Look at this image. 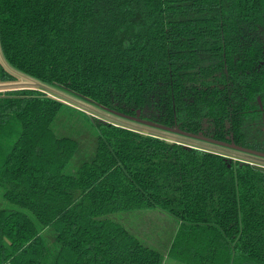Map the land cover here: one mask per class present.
Instances as JSON below:
<instances>
[{"label":"trees","instance_id":"16d2710c","mask_svg":"<svg viewBox=\"0 0 264 264\" xmlns=\"http://www.w3.org/2000/svg\"><path fill=\"white\" fill-rule=\"evenodd\" d=\"M65 121L91 133L71 172ZM260 165L264 0H0V264H264ZM151 208L164 254L125 225Z\"/></svg>","mask_w":264,"mask_h":264},{"label":"rangeland","instance_id":"374dc122","mask_svg":"<svg viewBox=\"0 0 264 264\" xmlns=\"http://www.w3.org/2000/svg\"><path fill=\"white\" fill-rule=\"evenodd\" d=\"M28 83L29 81L23 76L18 75L16 77L15 84H28ZM43 87L52 91L53 94H55L57 97L63 100L69 101L72 104H77L78 106L80 105L82 107H85L86 111L93 110L96 112H101L95 109V107L91 103L86 102L85 99H83L82 97L61 88L58 85L55 84L43 85ZM93 114L98 116L100 115L99 113H95V112ZM140 123L142 124L140 125L144 127L143 131L145 132L147 131V129H149V131L165 133L168 135H172L171 137L175 136L190 142L199 143L204 146H209L215 149L224 150L225 152H230V153H238L239 150L231 145H226L225 143L210 141L207 139H203L199 136L188 135L174 130L166 131L163 128L150 125L149 123H143V122ZM60 127H62V129L64 130V133L66 132L68 134H71L72 136H75L76 139L78 140V152L76 153L74 158L70 160L69 164L65 168L67 171L71 172L77 165V162H79L83 158H87L88 155L90 154V152L88 151V146L91 140V133L85 130L84 126L72 125L67 121H65L64 123L62 122V125ZM0 194H1V189H0ZM7 206L8 205L5 203V201L1 198L0 195V207L8 208ZM158 211L159 210H156L155 208L134 210L133 213H130L126 216V221L128 225L125 223V221L124 223L126 227L142 243L148 246H153L154 248H157L161 254H164L167 239L169 238L170 234H172L173 232L172 230L176 226L175 224L176 220L173 217ZM122 215L124 214L123 213L121 214V212H114L111 213L109 217L114 220H122ZM41 234L45 243L51 247L53 241V235H54L53 230L49 227H46L42 230ZM161 264H182V263L174 259H171L169 257H166L165 255L163 256Z\"/></svg>","mask_w":264,"mask_h":264},{"label":"water","instance_id":"95a60500","mask_svg":"<svg viewBox=\"0 0 264 264\" xmlns=\"http://www.w3.org/2000/svg\"><path fill=\"white\" fill-rule=\"evenodd\" d=\"M257 168L263 169L264 170V166H256Z\"/></svg>","mask_w":264,"mask_h":264}]
</instances>
